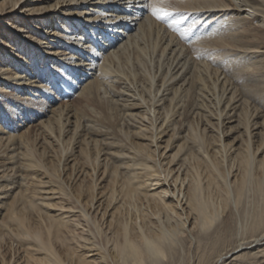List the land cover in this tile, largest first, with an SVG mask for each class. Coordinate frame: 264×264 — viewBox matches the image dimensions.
Returning <instances> with one entry per match:
<instances>
[{
  "label": "bare ground",
  "instance_id": "6f19581e",
  "mask_svg": "<svg viewBox=\"0 0 264 264\" xmlns=\"http://www.w3.org/2000/svg\"><path fill=\"white\" fill-rule=\"evenodd\" d=\"M146 1L131 0V6L122 9L119 5L127 0H0V86L5 90L0 92L14 87L19 92L14 95L17 105L39 99V93L46 96L51 87L44 79L56 78L52 69L57 61L70 68L61 85L72 90L81 84L80 94L88 99H105L99 96L107 83L102 80L116 75L127 99L121 105L102 102L108 103V110L119 107L124 123L135 126L118 135L122 138L114 155L118 164L100 159L104 153L99 144L109 143L81 138V159L70 161L69 178L77 167L72 184L60 177V159L46 165L34 158L31 148L25 149L31 157L28 167L43 173L40 183L49 189L41 192L38 202L35 193L30 197L15 193L6 203L0 196V204L5 203L0 264H240L243 259L264 264V112L253 97L264 93V85L254 87L250 82L264 75V0H179L199 19L222 13L231 14L235 23L243 20L241 31L236 26L239 34L224 25L218 31L221 38L213 36L205 44L210 47V68L202 60L195 61L199 67L191 66V57L178 52V40L174 43L160 28H152L155 19L150 12L144 14ZM146 33L153 45L152 61L139 58L147 56ZM157 46L161 51L154 59ZM25 47L32 57L37 54L36 60L26 58ZM129 50L136 54L135 68L132 64L128 73L116 71L113 66L116 63L118 69L122 57L131 63ZM166 52L176 55L167 71ZM253 58L256 72L248 68L241 73L235 67L236 61ZM13 100L4 104L7 113L14 111ZM206 100L212 103L210 111ZM63 107L42 122L48 133L56 126V134L62 136L66 123L77 131V114ZM199 109L209 113L199 116L200 123L181 120L185 114L199 115ZM113 117H107L108 125L109 121L122 125ZM3 177L0 174V180ZM54 198L59 201L50 202ZM6 235L18 243V252L9 258L1 250ZM8 246L12 249L13 243ZM157 253L166 259H153Z\"/></svg>",
  "mask_w": 264,
  "mask_h": 264
},
{
  "label": "rangeland",
  "instance_id": "374dc122",
  "mask_svg": "<svg viewBox=\"0 0 264 264\" xmlns=\"http://www.w3.org/2000/svg\"><path fill=\"white\" fill-rule=\"evenodd\" d=\"M180 1H182V0H180ZM180 1L179 0H177V1L176 0H168V3L170 5V7L177 9L178 13H183V15H180L178 13H174L176 17L173 18V20H172L173 22L171 21V23H165V24H162L163 20H159L158 21L154 17H152V20L155 19V20H153L154 24L152 25V28L153 29H156V27L158 29L160 28L159 30L161 31V33H162V31L164 32L163 35L171 37L172 40L175 39L174 43H176V42L178 43V41H179L178 45L176 44L177 47L179 46L178 52H182L184 54H188L192 58V59L190 58L188 60L189 62H190V60H191V62L193 61L192 63L190 62L191 66H194V68L195 67H199L200 65L197 66V63L200 64L199 62L202 60L201 64L203 63V61L206 62V63L209 62L207 64H210V65H207L206 63L205 64L210 68L211 67V61H210V58H209V56L211 55V52L209 50L210 47L208 45L206 46L205 44H209L207 42H211V39H213L214 37L221 38V36H220L221 35V30H222L224 25L226 27L228 26L227 29H231V32L235 30L234 33L239 34L240 32H238V30L241 31V29L239 27V23L241 24L243 22V20H240V21L237 20V23H235L234 21L230 20L231 14H222V13H219L220 15L216 14L215 17H213V18H211L209 20L208 19L204 20L203 18L199 19V16L197 14H195L193 12V10L189 9L187 4H185L183 2H180ZM146 3H147V1H146ZM189 10L192 11V12L190 13ZM144 14H149V12H146V13L144 12ZM233 16H234V14L232 15V17ZM228 18H229V20H228ZM188 19H197V25H199L200 23H203L199 27V29L197 28V30H196L197 34L198 33L200 34L199 37L194 38V37L189 35V33H191L194 29H192L189 32H185L184 31V29H186L188 27V24H190V21H188ZM222 20H223V22H222ZM209 23H214L213 24L214 26L212 25V28L215 27V29H212V28L208 27ZM46 24L47 23H44V26ZM216 24H218L219 27ZM227 24H230V25H227ZM236 26H238L239 28L236 27ZM237 28H238V30H237ZM158 29H156V30H158ZM216 29H217V31H216ZM219 29H221L220 33L218 32ZM165 32L167 34H165ZM7 36H8V40H9V38H10L9 34ZM145 37L146 38L148 37L147 33H146ZM206 37L209 39V41H208V39ZM146 38H145V40H143V42L144 43L146 42L145 43V45H147L146 49L147 48L148 49L150 48V49L149 50L147 49V51L144 49L146 51V55L147 56L145 57V55H140L139 58L144 59L145 61H149L150 58L152 59V55H150V54H151V51L153 50V49H151L153 45L149 41L150 37H148L147 40H146ZM190 38H192V39H190ZM204 38L206 39V41H203ZM141 41H139L140 44H142ZM181 41H182V43H181ZM199 42H201V43H199ZM201 44H203V45H201ZM9 45L12 46V42ZM180 45H182V46H180ZM204 46H206V48H204ZM157 47L159 49L161 48L159 46H157ZM157 47H155V50H154V53L156 54V56L154 55V57H155L154 59H156L157 56L160 55L158 53H160L161 49L157 50ZM181 49H183V50L185 49L186 51L184 50V52H183V50H181ZM28 50L29 49H27L25 47L24 50H22V53H24L25 55L27 54L26 58H28V60L32 59L31 61H33V58H34V60H36L37 54H35L32 57L31 56L32 54H29ZM156 50H157V52H155ZM129 51H130V53H126V54H130V57H131V60H132L131 63L129 62L130 63L129 64L127 61L124 62L125 61L124 60L125 56L122 57L121 60L122 59L123 60H122V63L119 64V68H118L119 70L116 69V63L113 66V68L115 67L114 69L116 71H120L121 70V71H124L125 73H128V71L130 72V70H131L132 64H133V68H135L134 60L136 59V54L132 53L131 50H129ZM148 51H149V53H148ZM207 53H208V55H206ZM166 54H167V52H166ZM168 54H167V56L163 55V59H164L163 62L164 63L161 62L163 59H161V61H160L164 65H165V63L168 65V66L167 65L164 66L162 64L164 66L163 68L166 71L175 64V62H174L175 58L173 59V57L176 56V55H172L171 56L170 53H168ZM148 56H149V58H147ZM169 56H171L172 58H170ZM165 58H166L167 61L165 60ZM169 58L171 59V61H170ZM255 58L249 59V60H253L252 62L254 63V59H255V61H257V59H259L257 57H255ZM208 59H209V61H208ZM247 60L248 59H242V62L241 61L240 62L236 61L235 67L237 68V70L240 71L241 73H243V72H246V69L248 70V68H249L250 72H252V70L254 72H256L255 71L256 70V68H255L256 66H254V65H257L258 63L255 62L253 64L251 61H249V60L247 61ZM195 61L197 63H195ZM154 62H155V64H157L156 60ZM32 64H34V62H32ZM171 64H172V66H171ZM205 64L203 63V65H205ZM39 65H40V67H42V70H46L45 68H47V66L46 65L44 66V61L43 60H39ZM169 65H170V67H169ZM203 65H201V71L204 72V73H207L208 70H206L205 69L206 67H204ZM140 67H144V66H140ZM166 68H168V69H166ZM244 68H245V70H244ZM69 69L70 68L62 67V65L59 63V61H57V63L54 64L53 69H52L53 70L52 73H53L54 76H56V78H55L56 80L52 79L53 77H51V79L47 80V75L44 74V75H46V79H44V81H46V82H44V84H46V86H48L49 88L50 87L52 88V89L51 88L49 89L50 93L47 94L46 96H43L41 93H39V96L37 95V98H39V99H36V100H34L33 97H30V98H33L34 101L31 100L30 102H28L29 104L27 103L25 105L24 104H18L17 105V102L15 100L16 98H15L14 95L16 94V92L17 93H19V92L17 90L15 91L14 87L6 88L9 91V93L8 92H0V139H1L0 140V174H4L3 179L1 178V180H0V189H1L0 190V196L4 197L2 199V201L5 202V203L11 198L10 196L14 195L15 193L16 194L19 193L21 195L23 193L25 195L29 194L28 195L29 197L35 193V195H36L35 199H36V202H38L39 201L38 197L40 195H42L41 192L44 189H47V188L49 189V186H47V185L43 186L44 184L40 183L41 181L45 180V176L43 175V173L42 172L40 173V171H38L39 169L37 170V168L33 169V167L32 168L28 167V165H27L28 161H29L28 159L31 158V157H30V155H25V151H26L25 149L27 147H29V148H31L33 150L34 158H36L38 160L45 161L46 165L51 164L52 160H53L52 163H56V160L60 159L61 167H62V168L60 167V169H59L60 177L65 182H67L69 184H72L74 182V178L73 177H74V175L77 174V167H76L75 172L73 171V173H72V177L69 178L70 177V172H71V168H70L71 162L73 160H76V159L77 160L81 159L80 155H79V150H78L79 146L81 145L80 147H82V144H83L82 143L83 141L81 140V138L82 139L83 138L86 139V137H88L89 139L91 137H92V139L98 138L97 140H99V141L103 140L102 141L103 143H109V144H103V145L99 144L98 148L100 150L102 149L101 152L104 153L103 155H101L100 159L104 158L110 164H113V163L114 164H118V162H119L118 161L119 158H116L114 156V155L117 154L116 151L120 150L121 146H122V142H121V140H119V139H122V138L119 137V136H121V133L127 131L128 129L134 130L135 126L134 125L133 126L132 125H128L127 126V122L124 123L126 121L125 120L126 118L123 117V110H121L117 106L113 107V109L108 110V106H107L108 103L106 101L105 102H102V101L106 100V99L110 100V101L114 100V101H117L120 104V102L126 100L127 99L126 98L127 91H125V88L123 87L124 85L119 83V78L116 75L115 76L113 75V76L109 77V79L102 80V81H105L107 83H105V85L103 86L105 92H103L104 90L102 88L101 91H100L99 96L100 97L104 96L105 99H103V98L99 99L97 97H91L90 99H88L87 97H84L83 95L80 94L81 90H82L81 84H76V87L74 88L75 90L74 89H72V90L66 89L63 85H61L60 79H61L62 76H65V75H67V73H69ZM114 69H113V71H114ZM165 70L163 72H165ZM114 77H115V79H113ZM54 80L56 81V83H54V85H53L52 83H53ZM109 80H111V81H109ZM121 80L125 81L123 79H121ZM48 81H49V84H47ZM57 81H59V82H57ZM108 82H110V83H108ZM128 82L131 83L132 79H131V81L128 80ZM250 82L253 84V86L254 85L255 86L264 85V75L263 76H259L258 78H251ZM107 84H110L112 87H114V89L112 87H108ZM126 85H128V84H126ZM2 86H0V90L2 89ZM1 91H5V90H1ZM112 91L114 93H111ZM3 93H6V94H3ZM115 93H117V94H115ZM17 95H20V94H17ZM263 96H264L263 92L262 93L258 92V94L254 93L253 97H254V100H256V101H254L255 104L258 105L264 112V100H262ZM146 97H148V92H146ZM53 98L56 101L55 103L52 102ZM12 99H14L13 101H15L14 102L15 103L14 104L15 107H11L10 105H9V107H11L12 110H14V111L7 113L6 110H5L7 105L4 106V104H6L7 101H10ZM205 102H206V105H209L208 110L209 111L212 110V103L211 102L209 103L208 100H206ZM30 103H31V105H30ZM65 105L67 107L66 109H69V110L71 109V112H74L78 116V119H79L78 125L79 126L77 128V131L75 133H73L72 132V127H71L72 124L71 123H66L67 122L66 119H65V123H66L65 124L63 122L64 121V119H63L62 124L64 123L66 128L65 129H64V127L62 128V131L60 133L62 136L58 135L59 132H58V134H56L55 131H57V129H58V127H56V126H55V128H53V130H52L53 133L52 134L48 133L46 128H45V126L42 124V122L45 121V120H48L49 117L51 118L52 115L54 113H56L54 111H57V110L62 111V108H64L63 106H65ZM195 105H194L193 109L197 110L198 102L196 103V101H195ZM198 111H199V115L185 114V117L184 116H180L181 120H182V118L187 120V121L194 120L197 123V122L201 121V120L198 121L199 116L202 118V116H204V114H206V115L209 114L206 111L201 110V109H199ZM108 113H111V114H108ZM112 114L115 115V116L113 117ZM109 115L114 118V121L115 120L116 121L119 120L120 124L122 123V125H119L120 126L119 127L117 125V123L115 125V122L112 123L111 121H109L110 124L108 125L107 121L110 120V119H108L107 117ZM117 115H119L120 117H118ZM116 116L118 117V119H117ZM63 118H65V117H63ZM106 118H107V120H106ZM178 118L179 117L177 116V119ZM72 119H71V117H69V120H72ZM105 120H106V122H105ZM119 121H117V122H119ZM187 121H185V122L187 123ZM111 124L113 126H110ZM100 128H102V129H100ZM185 128H187V127H185ZM63 130H65V132H63ZM67 130L69 132H71V133H69ZM178 132H181V131H178ZM63 133H65V134H63ZM112 133L115 135L114 137H113ZM76 134H78V135H76ZM8 135H11V137H10V140L7 141L6 138H8ZM65 135H67L68 137H71L70 138L71 140H68L69 138L66 136L68 138L67 139L65 137ZM57 136L60 137L61 139L60 138H58V139L55 138ZM62 139H67V141L66 140L62 141ZM72 139H73V141H72ZM163 139H165V138H163ZM61 141L64 142L65 144L64 143H60ZM113 143L116 144V145H114ZM65 145H66V147H65ZM93 149L94 148L91 145L89 147V150L91 151V156L90 157H92V155L94 154ZM60 150L61 151L63 150V153H64L63 156H60V153H61ZM71 159H72V161H71ZM67 166H69V168ZM85 169L89 170L88 166ZM37 181H39V182H37ZM105 181L106 180H103L101 183L103 184V182L105 183ZM57 201H59V199H55L54 198V199L50 200V202H57ZM5 203L4 204H0V218H2V216L4 217L3 213H4ZM70 205H74V203H71ZM97 215H98V213L96 214V216ZM98 217L100 218V215H98ZM101 222H102V219L100 220V223ZM4 233H6V232H4ZM6 234H8V232ZM5 241L6 242L3 244L1 250H2V254L5 255L6 258H9L11 255H14V253L16 254L18 252L17 251L18 250V243H17V241L15 239L11 238V236H9V235L5 238ZM9 241H10V243H13L12 249L9 248V246H8V244H10V243H8ZM17 255H15V258L17 257ZM181 256H182V259H185V260L188 257V255H186V252L181 253ZM240 264H249V261H248V259H243Z\"/></svg>",
  "mask_w": 264,
  "mask_h": 264
},
{
  "label": "snow or ice",
  "instance_id": "6c2138e0",
  "mask_svg": "<svg viewBox=\"0 0 264 264\" xmlns=\"http://www.w3.org/2000/svg\"><path fill=\"white\" fill-rule=\"evenodd\" d=\"M131 6V0H127L126 4H120L119 7L122 9H127V7ZM145 10L150 12V15L154 17L156 20H164L174 13H178V10L175 8L170 7L168 0H147V3L145 4ZM180 15H183V13H178ZM197 27V20H193L190 24H188V27L184 29L185 32H189L192 29ZM103 51H106V48H102ZM85 57L87 58V54H85ZM211 58V57H209ZM75 90V89H74ZM52 102L55 103V99H52ZM153 259H166L164 257L163 253H157Z\"/></svg>",
  "mask_w": 264,
  "mask_h": 264
}]
</instances>
